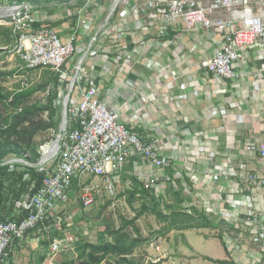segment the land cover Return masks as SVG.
I'll list each match as a JSON object with an SVG mask.
<instances>
[{"label":"crops","instance_id":"crops-1","mask_svg":"<svg viewBox=\"0 0 264 264\" xmlns=\"http://www.w3.org/2000/svg\"><path fill=\"white\" fill-rule=\"evenodd\" d=\"M33 1L35 27L53 28L63 41L71 40L75 47L72 58L62 67L66 76H60L58 84L49 90L57 104L68 94L79 99L84 86L95 85L99 100L117 111L128 129L143 141L158 140L161 152L173 158L176 187L189 198L184 202H193L191 208L197 205L206 213L209 210L212 220L222 210V216L229 218L227 224H233V249L224 247L230 260L228 256L216 259L204 254L203 263L226 260V264H264V242L254 243L250 237L264 232V187L241 180L237 174L240 163L249 168L262 166L259 158L246 153L244 147L264 136V51L245 48L243 58L234 64L239 76L217 77L200 68L199 62L215 53L222 33L202 27L188 29L180 18H173L167 33L160 35L163 5L146 8L148 0H134L145 10L122 16L119 8L113 11L115 0ZM197 1L207 4L211 0ZM23 2L5 0L4 6ZM216 16L228 14L219 11ZM17 59L22 62L19 56ZM20 68H25L24 63ZM173 71L175 76L170 74ZM20 73L14 75L20 78L15 81L22 86L30 84L28 76ZM42 147L41 156L48 151ZM210 152L215 153L212 161ZM229 162L236 175L224 176L221 183H209L210 175ZM151 175L153 168L136 155L126 160L121 179L135 176L139 180ZM213 191L219 194L217 203L210 199ZM230 200H248L251 206H234ZM181 233L186 235L185 231ZM49 255L46 262L55 263V254Z\"/></svg>","mask_w":264,"mask_h":264},{"label":"built area","instance_id":"built-area-1","mask_svg":"<svg viewBox=\"0 0 264 264\" xmlns=\"http://www.w3.org/2000/svg\"><path fill=\"white\" fill-rule=\"evenodd\" d=\"M133 1L115 0L113 11L119 8V14L123 16L145 10ZM161 5L164 6V24L160 28V35L167 33L169 21L173 18H180L188 29L202 27L222 33L215 53L200 59L199 62L200 68L214 76L237 78L239 74L234 64L243 58L244 49L264 51V0H211L207 4L197 0H148L144 7ZM13 7V13L9 16L12 19L8 21L2 18L0 23L12 25L13 31L18 34L13 51L26 68H51L65 77L66 73L62 67L74 54L73 42L63 41L53 28L35 27L31 14L35 7L33 0H25L22 4H14ZM219 11L227 12L228 16L217 17L216 13ZM170 74L175 76L176 72ZM80 94L79 99L69 95L66 124H78L76 129L82 128L84 133L65 137L64 144L70 147L62 153L61 162L47 173L38 192L16 202V208L27 211V216L20 221H0V264H5L8 248L15 237L22 238L28 230L35 228L40 222H45L49 217L58 219L62 206L70 199L72 181L76 178V173L105 175L106 187L113 193V179L116 177L110 175L122 168L129 155L141 151L153 165L162 169L170 166L168 157L161 152L162 144L158 140L143 141L130 133L120 120V114L99 100L95 85L87 84ZM261 102L264 105V87ZM246 150L254 153L264 167V136L259 142H248ZM208 156L212 161L215 153L210 152ZM244 166L246 164L242 163L241 167ZM232 168L229 162L219 166L216 173L221 176L236 175ZM249 177L256 178L257 175L251 173ZM262 178L264 179V175ZM92 189L88 184L81 185L80 199L84 207L92 205ZM230 203L234 206H251L248 200H230ZM59 239H54L51 244L52 254L63 251V246L66 245ZM253 242L264 241H259L256 237ZM227 243H231V240ZM249 255L255 259L253 253Z\"/></svg>","mask_w":264,"mask_h":264},{"label":"trees","instance_id":"trees-1","mask_svg":"<svg viewBox=\"0 0 264 264\" xmlns=\"http://www.w3.org/2000/svg\"><path fill=\"white\" fill-rule=\"evenodd\" d=\"M23 1L25 0H17L19 3ZM2 18L8 21L12 19L7 16L0 17V20ZM0 35V54L3 56L10 55L14 52L13 49L17 43L18 34L13 31L12 25L0 24ZM39 69L25 68L30 73ZM12 74V72L0 69V221H20L27 216V211L16 208V202L38 192L44 178L47 176L46 170L42 167H37L36 164L41 157L40 146L50 141L43 142L38 138L50 130L57 132L59 126L57 124V109L60 110V105L56 104L57 102L53 98L52 92L49 91L52 85H56L60 81L59 73L47 68L42 70L40 80L27 86H22L18 83L16 88L9 89L5 84L9 81V77ZM47 91L49 93L46 97L42 96L39 98L37 96ZM55 136V134L52 135V140ZM12 158L24 159L31 165L17 161L5 163L6 160ZM130 178L134 184L128 190L130 194L129 202H133L137 194L143 200L136 216L131 220L122 218V224L118 228H111L110 225H106L105 229L99 234L98 242H80L76 247L77 257L64 259L60 262L56 260L57 262L55 261L54 264H101L109 256L116 257L117 264H139L134 261L132 256L145 240L139 237L140 230L135 225V221L147 211L157 214L165 223L163 228L156 232L160 235H165L172 230L185 231L207 227L220 230V226H216L212 222L209 210L206 213L197 205L189 210L183 208L182 203L189 198L182 189L172 184H163L165 190L172 191L177 204L167 205L170 212L162 214L159 204L160 199L163 198V192H157V194L156 190L159 188L155 186L145 187L144 183L135 176H130ZM80 182L81 179L79 177L74 178L72 189L81 190ZM78 219L77 217L76 223ZM55 220V218L49 217L45 222H40L35 228L29 230V233L36 231L39 226L44 229L50 228ZM45 224L46 227H44ZM224 225H226V229L228 228L227 231L219 233L223 244H225L224 234L233 237L231 229L233 224L226 223ZM67 226L66 222H64L61 230L54 227L50 231L49 238L42 242L44 248L41 249L42 255L38 258V264H43L45 259L50 257L51 254L49 255V253L51 252L53 240L63 238L62 231ZM130 226L132 230H129ZM106 236L111 237V240ZM19 240L17 239L14 245L18 244ZM12 250L13 244L8 248L5 264H12ZM211 261L213 260L211 259ZM215 262L226 264L228 261L216 260Z\"/></svg>","mask_w":264,"mask_h":264},{"label":"rangeland","instance_id":"rangeland-1","mask_svg":"<svg viewBox=\"0 0 264 264\" xmlns=\"http://www.w3.org/2000/svg\"><path fill=\"white\" fill-rule=\"evenodd\" d=\"M4 1L5 0H0V6H4ZM1 22L2 21L0 20V23ZM17 58L18 56L15 55V53L7 56L0 54V69L13 73L9 77V81L5 84V86L9 89L16 88L18 83H20L19 81H15L16 79L20 80V78L14 77V75L21 74V71H24V73L28 76L29 83L40 80L41 71L37 70L30 73L28 70H25L26 67L21 69L20 65H23V63ZM47 94L48 92H45L44 94H38L37 96L41 98L42 96L46 97ZM62 101L63 100H61L60 103ZM60 103L56 104L60 105ZM61 118L62 106L60 105V110L57 109V124H60ZM56 133L57 132L55 130H50L47 133L40 135L38 139L43 142H51L52 135H56ZM50 142L43 145L48 146ZM45 148L47 147H44V149ZM91 182L92 179L83 176L80 185H90ZM118 183L119 184H116L115 187L116 195L114 196L108 195L101 182L99 180H95L94 184L98 185V188L93 193L92 205L88 207H84L83 204L81 205V190L77 191L72 189L70 199L62 206L59 212L60 216L56 222L53 221L54 223L53 225L51 224L50 228L44 229L41 227V230H36L34 233H29L28 230L22 238L15 237L12 240V264H38V258L42 255L41 249L44 248L42 242L49 238V233L54 229V227L61 230L64 222H66L68 226L67 228H63V238H60L59 240L62 239L66 245L63 246V251H60L57 254L54 253V257H56L55 260L59 262L64 259L66 260L77 257L76 247L80 242H98L99 234L105 229L106 225H110L111 228H118L122 224V218L125 220L133 219L136 216L137 210H139L143 200H141L140 195L137 194L133 202H129L130 194L128 190H130L134 184L129 177L122 179ZM164 190L165 187L162 184L159 186V189L156 190V193H160L161 191L163 192V198L160 199L159 209L162 211V214H168L170 211L167 208V205H176L177 203L172 191H169L168 189ZM210 196V199L216 201L214 203H217L218 196L216 194H211ZM222 214L221 210L218 211L216 214L217 216L213 217L214 219L212 220L214 225L220 226L219 231L217 229L207 227L185 230L186 235H183V233L178 230H172L165 235H160L156 232L162 229L165 223L160 219V217H158L157 214L151 211L145 212L135 221V225L140 230L139 237L145 241L139 245L137 250L134 252L132 256L134 261L139 264H204V260H202L205 256L204 254H208L216 259H223L228 256V259L230 260V256L225 251V248H227L226 244L229 246L230 250L233 249L232 244L227 243L230 239L225 238V244H223V241L219 237V233L223 231L225 232L228 229H226V225L224 224L229 223V218L225 219ZM77 217L79 219L76 223L75 220ZM129 230H132L131 226L129 227ZM35 235L37 238H32V236ZM106 237L111 240V237ZM17 239L20 240L18 244L14 245V242ZM194 247L200 252L196 251ZM193 258L198 259L194 261L192 260ZM116 260V257L109 256L101 264H117ZM45 263L54 264L52 260L46 262V259L43 264Z\"/></svg>","mask_w":264,"mask_h":264},{"label":"bare ground","instance_id":"bare-ground-1","mask_svg":"<svg viewBox=\"0 0 264 264\" xmlns=\"http://www.w3.org/2000/svg\"><path fill=\"white\" fill-rule=\"evenodd\" d=\"M61 125L62 124H59L58 133H59V128H61ZM77 127H79L78 124H65L64 128L60 132L59 147H58L57 151L54 154L51 155V148H52L51 146H52L53 141L57 137L58 133L56 134V137L54 138V140L50 143L49 147L45 148L44 152H46L47 149H48L47 153L43 154L40 157V159H39V161L41 159H43L44 162L39 163V161H38L37 164H36L37 167L41 166L42 164H44L46 162L42 166V168H44L47 173H50L61 162L62 153L65 152L70 147V145L64 144L65 137L84 133V130L82 128L76 129ZM126 128H127V126H126ZM128 130L130 131V133L135 134L130 129H128ZM135 135H137V134H135ZM247 143L245 144V147H244L246 153L254 155V153H252V152L251 153L247 152V150H246ZM44 147H42V148H44ZM136 155H139V156L145 158L147 160V162L149 163V165L151 166V168H153V170H154V175H151L149 177H145V176L139 177V180L141 182L145 183V187L155 186L156 188H159V186L162 185V184H172L173 186L174 185L176 186V183H177V180H178V176H176L175 175L176 173L174 172L176 170V166H175V162H174L173 158H170L169 156H167L169 161H170V166L169 167H165V168L162 169V168L157 167L156 165H153L148 158H146L143 154H141V151H138L137 153L129 155L126 158V160L129 157L136 156ZM8 160H10V161L7 162ZM8 160L5 161V163L7 162L6 164L17 161V162H23L24 164L31 165L30 163H28L27 161H25L24 159H21V158H18V159H13L12 158V159H8ZM126 160H125V162H126ZM125 162H124V164H123V166H122V168L120 170H118L117 172H114V173H112L110 175L111 177H116L115 179H113L114 180L113 193H110V191L106 187L105 175H99V174L90 173V172H84V173L78 172V173H76V177H79V178L83 179V176H85V177H89L90 179H92V182L89 185L90 187H93V189L91 191L92 196H93V193L98 188V185L94 184L95 180H99L101 182V184L103 185L104 190L106 191V193L108 195H114L115 196L116 195L115 194V187H116V184H119L118 182L122 180L121 179V172L123 171V167L125 165ZM241 165H242V163H240L237 166V174H238V177L241 180H244L246 182H249V183H252V184H256V185H260V186L264 187V179L262 178V176L264 175V167L263 166L258 167V168L257 167L249 168L247 166V164L244 167H241ZM251 173H255L257 175V177L256 178H250L249 175ZM167 178H169V179H167ZM224 178H225L224 176H221L220 174L215 172V173L210 175V177L208 178V181H209V183H221V180H223ZM117 179H119V180H117ZM213 179H217V180H213ZM225 182H227V181H225ZM213 194H216L218 196V198H217L218 201H220L219 194H217L214 191L212 192V195ZM182 205H183L184 209L188 210V209H190L193 206V202H183ZM212 211L214 213L217 212V210L215 208H212ZM221 213L224 214V211L221 210ZM256 237L259 238V241H264V232L263 233H259L256 236H253L252 240H254ZM225 238L233 239V237H231L228 234H224V240H225ZM226 247H227V244H226Z\"/></svg>","mask_w":264,"mask_h":264},{"label":"water","instance_id":"water-1","mask_svg":"<svg viewBox=\"0 0 264 264\" xmlns=\"http://www.w3.org/2000/svg\"><path fill=\"white\" fill-rule=\"evenodd\" d=\"M13 10H14L13 6H0V17L10 16L13 13ZM73 84H74V80H73V83L71 84V88L73 87ZM68 98H69V94L64 98L63 103H62V118H61V122H60V124H62V125H61V128H59V133H58L57 137L55 138V140L52 143L51 155L54 154L59 147L60 132L62 131V129L64 128V125L66 124V120H67L66 106H67ZM9 161L10 160H8L7 162H9ZM42 162H44L43 159H41L39 161V163H42Z\"/></svg>","mask_w":264,"mask_h":264}]
</instances>
